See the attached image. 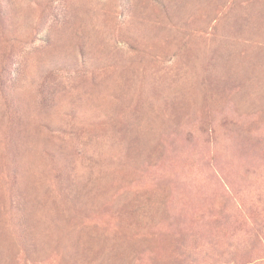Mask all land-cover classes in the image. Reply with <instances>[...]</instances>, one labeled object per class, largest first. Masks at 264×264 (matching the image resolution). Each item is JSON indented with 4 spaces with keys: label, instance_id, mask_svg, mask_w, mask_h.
Returning <instances> with one entry per match:
<instances>
[{
    "label": "rangeland",
    "instance_id": "374dc122",
    "mask_svg": "<svg viewBox=\"0 0 264 264\" xmlns=\"http://www.w3.org/2000/svg\"><path fill=\"white\" fill-rule=\"evenodd\" d=\"M0 264H264V0H0Z\"/></svg>",
    "mask_w": 264,
    "mask_h": 264
}]
</instances>
